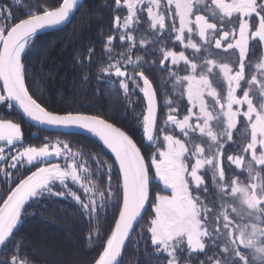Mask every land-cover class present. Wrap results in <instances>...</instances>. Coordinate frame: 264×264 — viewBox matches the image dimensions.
Masks as SVG:
<instances>
[{
	"label": "snow or ice",
	"instance_id": "obj_1",
	"mask_svg": "<svg viewBox=\"0 0 264 264\" xmlns=\"http://www.w3.org/2000/svg\"><path fill=\"white\" fill-rule=\"evenodd\" d=\"M79 3L55 0L15 23L11 7L0 5V102H15L26 117L48 129H79L97 138L114 157L111 162L95 157L97 175H106L107 186L101 190L81 175L88 168L77 163L68 144L21 150L20 124L0 119V142L15 150L10 167L17 171L0 190V264H37L17 232L24 217L35 214L28 211L31 205L53 196H71L89 221L114 209L94 264H120L126 241L149 205L151 217L141 237L150 240L158 264H264V0H113V11L125 9L126 14L113 17L98 82L108 78L125 94L129 84L142 93L141 143L153 149L148 153L107 116L50 109L26 87V49L37 34L69 22ZM142 23L147 28L137 42ZM117 34L127 48L113 56ZM138 45L146 55L149 45H158L159 67L177 97L165 102L160 127L157 91L144 68L149 61L133 59ZM94 51L88 49L89 64ZM150 63L156 65V58ZM25 161L35 170L22 177ZM68 181L83 189L84 199L68 188ZM154 182L161 187L153 195ZM101 231L95 233L97 240Z\"/></svg>",
	"mask_w": 264,
	"mask_h": 264
},
{
	"label": "trees",
	"instance_id": "obj_2",
	"mask_svg": "<svg viewBox=\"0 0 264 264\" xmlns=\"http://www.w3.org/2000/svg\"><path fill=\"white\" fill-rule=\"evenodd\" d=\"M54 3L55 0H0V5L11 7L14 17L12 23L26 18L29 10L40 13ZM113 9V0H85L68 23L39 33L24 55L29 70L26 87L31 88L30 94L40 96L50 109L70 108L73 111L107 116L114 124L124 129L145 153H148L152 148L146 141L141 143L142 113L146 108L142 94L133 89L131 84L129 85L131 91L125 94L118 82L112 83L106 78L98 82V65L108 55L104 50V44L106 37L113 34L111 31L113 17L123 14L122 9L115 11ZM118 44L113 45V56L122 50ZM89 48L95 49L90 64ZM259 52L257 49L251 54L252 60ZM154 57L157 58L153 53L145 54V59L149 63L145 64L144 68L146 75L153 81L160 104L161 90L156 73L158 65L153 66L150 63ZM78 58L83 63H77ZM9 104L0 102V119L20 124L23 133L22 144L35 147L45 143L56 144L58 141L61 142V146L68 144L70 151L76 154L77 163L88 168V172L81 175L87 176L91 183L101 190L106 188V175L98 176L96 170L99 162H111L113 158L100 142L81 133L36 128L25 121L12 105L9 108ZM161 114L160 105L158 127ZM97 155L100 157L99 162L95 159ZM3 162L0 163V190L6 187V180L11 183L10 177L17 175L13 174L16 169L7 167L4 171L1 170ZM34 169L25 161L23 171L21 169L22 177L29 175ZM103 171L107 172V163H104ZM67 184L68 188L82 199L85 198L81 187L72 184L71 181ZM155 185L154 182L153 191ZM12 186H15L14 183ZM150 209L149 206L143 219L136 226L120 264H158L159 258L153 254L150 240L147 236L141 237L142 231L146 232ZM28 211L35 214L24 217L17 236L25 238V249L37 264H66L70 259L74 264H94L93 257L97 256L104 232L112 225L114 215V209L109 207L106 215L103 210L101 211L99 220L89 221L81 214L80 206L71 196L64 198L53 196L41 200L33 203ZM97 229L103 230L100 240L95 238Z\"/></svg>",
	"mask_w": 264,
	"mask_h": 264
},
{
	"label": "rangeland",
	"instance_id": "obj_3",
	"mask_svg": "<svg viewBox=\"0 0 264 264\" xmlns=\"http://www.w3.org/2000/svg\"><path fill=\"white\" fill-rule=\"evenodd\" d=\"M122 13L123 14H121V16H123V15H125L126 14V10L125 9H122ZM18 22V21H17ZM1 24V23H0ZM147 28V25L146 24H141V25H139V27H138V31L136 32V36H137V42L139 41V39H140V36L142 35V34H144V31H145V29ZM38 35V34H37ZM117 36H118V34H117ZM121 47V52L122 51H125L126 50V48H127V44H121L120 43V41H119V38H118V40H115L114 41V46L115 45H117V44ZM30 46V45H29ZM29 46H28V48H29ZM151 46H153L154 48H156L157 46L156 45H149L148 46V48H147V53H153V55L155 54V56L157 57L156 58V60H157V65H158V72H156L157 73V79H158V83H159V85H160V90H161V93H160V98H161V103H160V105H161V108H162V114H161V117H160V126H162L163 125V122L165 121V119H166V113H167V109L164 107V104H165V102L169 99V98H171V99H173L174 101L177 99V97H175V96H173V95H171V85L169 84V83H166V80H167V72L165 71V70H163V69H161L160 67H159V64H158V60H159V55H158V53H156L155 51H154V48H152ZM168 46L169 47H172V43H171V41L169 40L168 41ZM27 50L28 49H26V52H27ZM134 51V55H133V59L135 60L136 59V56H145V49H142V48H140L139 47V45L137 46V48L136 49H134L133 50ZM115 52H117V50L115 51ZM120 53V52H119ZM119 53L117 54V53H114V56H118L119 55ZM221 55L222 56H225V57H227L228 56V54L227 53H221ZM259 57V55L253 60V61H255L257 58ZM108 78H106V80H107ZM141 84H142V82H141ZM130 85V84H129ZM0 88H1V86H0ZM131 90H130V87H129V92H130ZM142 94V93H141ZM180 103L183 105V104H186V100H183V101H180ZM159 126V127H160ZM240 129L242 130L243 129V125L241 124L240 126ZM235 138L239 141L240 139H241V132L240 131H238V132H236L235 134ZM161 139H162V136H161ZM44 145V144H43ZM43 145H39V147H41V146H43ZM50 145V144H49ZM27 146H31V145H25V144H22V146H21V150H22V147H27ZM51 146V145H50ZM0 148H4L5 150L3 151V152H0V163L2 162V161H4L2 164H1V170H3L4 171V169L5 168H7L8 167V169H13V168H11L10 167V165H11V156L12 155H14V154H16V152H15V150H13V149H11V148H9V147H6V146H0ZM153 150V149H152ZM229 151H231V146H229ZM52 162H59V161H56V160H53ZM60 163H63V160H60ZM14 170V169H13ZM35 170V169H34ZM33 170V171H34ZM22 171H23V168H22ZM13 174H17V171H15ZM229 179H231V177H229ZM210 183V182H209ZM159 187H161L159 184H157L156 183V185H155V188H154V191H153V195L155 194V191H156V189L157 188H159ZM150 206V205H149ZM151 207V206H150ZM150 214H149V219H150V217H151V209H150Z\"/></svg>",
	"mask_w": 264,
	"mask_h": 264
},
{
	"label": "water",
	"instance_id": "obj_4",
	"mask_svg": "<svg viewBox=\"0 0 264 264\" xmlns=\"http://www.w3.org/2000/svg\"><path fill=\"white\" fill-rule=\"evenodd\" d=\"M84 1H85V0H80V3H79V5H78L77 9H75L74 12H73V14H71V16H70V20H71L72 17L75 15L76 11L79 9V7L83 4ZM66 23H68V22H66ZM66 23H65V24H66ZM63 25H64V24H63ZM60 26H62V25H60ZM60 26H58V27H60ZM47 30H51V29H47ZM47 30H44V31H47ZM44 31H43V32H44ZM0 86H1V88H2V82H0ZM9 103L12 105V107H14V108L16 109V111H17V112L22 116V118H23L25 121H27L28 123H30L31 125H33V126L36 127V128H39V129H48L46 126L40 125V124H38L37 122H34V121H32L30 118L26 117V116L23 114L22 110L18 107V105L15 104V102H9ZM115 125H116V124H115ZM116 126H117V125H116ZM118 127H119V126H118ZM121 129H122V128H121ZM122 130H124V129H122ZM60 131H68V132H76V133L85 134V135H88V136H90V137H92V138H94V139H96V140L98 141L97 138L91 136L90 134H88V133H86V132H82V131L79 130V129L60 130ZM124 131H125V130H124ZM126 133H127V132H126ZM22 135H23V133H22ZM35 135H37V132H35ZM98 142H99V141H98ZM100 143H101V142H100ZM101 144H102V143H101ZM0 145H4L3 142H0ZM108 152L110 153L109 150H108ZM110 155L112 156L111 153H110ZM112 158L114 159L113 156H112ZM148 207H149V206H148ZM148 207H146V209H145V211H144V214H145L146 210L148 209ZM143 216H144V215H143ZM141 220H142V219H141ZM141 220H138V222L136 223V225H135V227H134V229H133V231H132L130 237H129L128 240L126 241V244H125V246H124V248H123V254H122V257H123V255H124L125 249H126L128 243H129V240H130V238H131V236H132V234H133V232H134L136 226L139 224V222H140ZM122 257H120V262H121V260H122Z\"/></svg>",
	"mask_w": 264,
	"mask_h": 264
}]
</instances>
